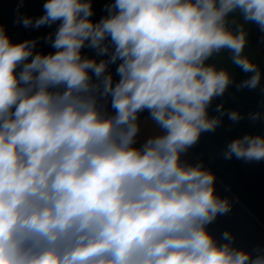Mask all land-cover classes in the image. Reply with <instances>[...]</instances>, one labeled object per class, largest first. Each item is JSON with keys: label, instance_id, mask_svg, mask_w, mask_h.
<instances>
[{"label": "clouds", "instance_id": "1", "mask_svg": "<svg viewBox=\"0 0 264 264\" xmlns=\"http://www.w3.org/2000/svg\"><path fill=\"white\" fill-rule=\"evenodd\" d=\"M43 8L16 22L59 21L47 37L54 53L34 54L36 40L14 44L0 26V264H264V250L253 256L231 232L218 243L207 230L232 205L211 170L181 159L225 114L242 119L222 104L209 116L233 81L205 62L228 49L253 73L237 87L259 86L242 55L247 33L228 17L239 10L264 31V0H114L98 22L92 0ZM145 110L162 134L137 148ZM223 155L262 161L264 136L234 139Z\"/></svg>", "mask_w": 264, "mask_h": 264}, {"label": "water", "instance_id": "2", "mask_svg": "<svg viewBox=\"0 0 264 264\" xmlns=\"http://www.w3.org/2000/svg\"><path fill=\"white\" fill-rule=\"evenodd\" d=\"M113 2L114 0H92L93 16L90 17V19L93 22H98L108 14L106 6ZM18 5H21V0H0V26H3L11 42L15 44L26 40H36L37 43L34 48V54L54 53L56 50L52 48L47 37L49 34H52L54 39V34L60 22L57 21L51 26L44 25L39 28L32 26L25 27L22 23L16 22L17 17H30L34 22L35 19L44 14V2L42 0H23L22 6L19 7V12H17ZM253 24L255 23L245 21L239 10L229 14L228 27L233 31H237L243 26V29L247 33V42L242 55L248 57L251 62L255 63L261 72V81L256 89L237 87L253 73H245L240 67L233 64L232 52L230 50H221L219 53L213 54L205 62L206 64L215 65L217 69L227 70L233 81L222 96L212 100L208 108L209 116H219L220 113L216 111V108L221 104L223 105L225 113L235 110L242 116V119L234 122L225 114L221 117L222 122L215 131L201 133L199 141L192 146L193 149L214 164L223 161V153L226 146L234 139L242 138L244 135L264 136V118H262L261 112V107L264 106V66H262L264 65V59L261 58L257 50L253 51V45H251L249 39V31L253 29L254 32V27L252 28ZM81 51L83 56L95 58L97 61L100 60V58L88 47L83 48ZM255 54L259 55L258 57L261 58L262 62H258ZM102 58L107 59V56H102ZM30 59L31 57L29 60ZM119 63L120 61L111 64L108 69V72L113 76L114 84L118 82L119 77L117 73L110 68L113 67L112 69L116 70ZM93 81L95 82V77H93ZM101 103H105V101L102 100ZM106 107L110 114H114L115 110L111 108L110 97L107 98ZM254 113H260L261 119L256 121L251 120L250 115ZM138 122L140 131L136 137L134 147H141L148 138L162 134L158 126L151 120L147 110L139 114ZM181 159L192 165L201 163V161L189 150L186 154L182 155ZM237 160L238 159L235 157L231 158L229 176L246 200H249L254 208L262 212L257 204L251 200L249 194L242 188L235 177ZM204 168L206 167L204 166ZM215 189L216 194L221 198H227L232 207L227 214L219 215L214 222L209 224L207 230L214 236L218 243L224 242L222 240V234L225 231L231 232L235 238L233 246L248 251L252 253L253 256L258 254L256 251L257 249L264 250V225H262L217 178L215 181Z\"/></svg>", "mask_w": 264, "mask_h": 264}, {"label": "rangeland", "instance_id": "3", "mask_svg": "<svg viewBox=\"0 0 264 264\" xmlns=\"http://www.w3.org/2000/svg\"><path fill=\"white\" fill-rule=\"evenodd\" d=\"M257 34L253 32V29L249 31V39L251 42V45L255 47V50L259 52V55H264V31H261L259 26L257 30ZM254 40H258V44L255 43ZM95 53L96 51L92 49ZM102 58V56H100ZM103 59V58H102ZM113 68V67H112ZM115 72L116 70L113 69ZM119 77V76H118ZM189 151L198 159L200 160L203 165L211 170L216 178L226 187V189L247 209L249 210L254 217H256L262 225H264V213L260 212L258 209L254 208L252 204L249 202V200H246V198L239 192L235 184L232 182L230 176H229V166L231 159H223L221 163L214 164L213 162L209 161L208 159L204 158L199 152H197L193 147L189 149ZM243 160L238 159L235 166V175L240 183L242 185V188L251 196V200L257 204V206L264 211V160L261 161L260 165L257 167V169L254 171L252 168L249 170V174L252 175L255 179L259 180V185L262 187L258 188L255 186H252L250 182H248L247 176L243 173ZM252 166V165H251ZM258 183V181H257Z\"/></svg>", "mask_w": 264, "mask_h": 264}, {"label": "flooded vegetation", "instance_id": "4", "mask_svg": "<svg viewBox=\"0 0 264 264\" xmlns=\"http://www.w3.org/2000/svg\"><path fill=\"white\" fill-rule=\"evenodd\" d=\"M254 27V33L256 32V34H257V30H258V28H257V24L255 23V24H253V26H252V28ZM254 42L255 43H257L258 44V40L256 41V40H254ZM253 51H256L255 50V47L253 46ZM262 53H264V52H262ZM255 56H256V58L258 59V62H262L261 61V58H259L258 56L259 55H257V54H255ZM262 64V63H261ZM262 66H264V65H262ZM261 112H262V118H264V106H262L261 107ZM243 173H244V175L245 176H247V178H248V182H250L251 184H252V186H255V187H258V188H261L262 189V187L259 185V180L258 179H255L254 177H252L251 176V174H249V170L252 168L254 171L257 169V167L260 165V163H261V161H259V162H256V161H252V162H246V161H244L243 160ZM252 165V166H251ZM235 177H236V175H235ZM237 179V178H236ZM232 180V179H231ZM238 181V180H237ZM257 181H258V183H257ZM233 182V181H232ZM234 183V182H233ZM240 184V183H239ZM236 186V185H235ZM242 186V185H241ZM251 197V196H250Z\"/></svg>", "mask_w": 264, "mask_h": 264}, {"label": "built area", "instance_id": "5", "mask_svg": "<svg viewBox=\"0 0 264 264\" xmlns=\"http://www.w3.org/2000/svg\"><path fill=\"white\" fill-rule=\"evenodd\" d=\"M44 3L46 2V0H42ZM91 49V48H90ZM92 50V49H91ZM93 51V50H92ZM94 52V51H93ZM95 53V52H94ZM96 54V53H95ZM97 55V54H96ZM100 59H102L100 56H98ZM111 70H113L112 68H110Z\"/></svg>", "mask_w": 264, "mask_h": 264}, {"label": "crops", "instance_id": "6", "mask_svg": "<svg viewBox=\"0 0 264 264\" xmlns=\"http://www.w3.org/2000/svg\"><path fill=\"white\" fill-rule=\"evenodd\" d=\"M258 28V25H257ZM258 33V32H257ZM261 58L264 59V55H261ZM261 212V211H260ZM262 213H264V211H262Z\"/></svg>", "mask_w": 264, "mask_h": 264}]
</instances>
